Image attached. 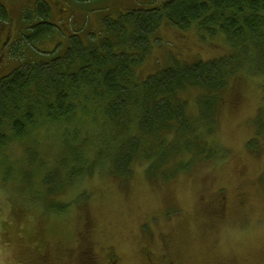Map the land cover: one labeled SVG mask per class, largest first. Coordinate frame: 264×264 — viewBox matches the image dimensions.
<instances>
[{"label":"rangeland","instance_id":"1","mask_svg":"<svg viewBox=\"0 0 264 264\" xmlns=\"http://www.w3.org/2000/svg\"><path fill=\"white\" fill-rule=\"evenodd\" d=\"M18 1L0 0V81L21 66L24 56L12 47L30 25L45 21L36 16L40 9L46 13L49 6L53 32L37 40L34 51L60 48L63 54L75 34H98L105 21L164 5L163 0ZM222 40L203 42L196 28L182 31L165 23L152 37L144 77L177 61L226 55ZM233 80L221 109L214 162L197 163L168 181H149L142 166L126 183L107 173L78 179L75 190L63 196L71 204L62 214L42 201L46 172L33 177L27 193L21 178L10 183L0 178V264H264V76L243 73ZM81 129L82 138L87 131ZM65 133L44 126L34 136L38 143L32 138L29 146L52 163L67 151ZM14 153L27 160L21 148Z\"/></svg>","mask_w":264,"mask_h":264},{"label":"trees","instance_id":"2","mask_svg":"<svg viewBox=\"0 0 264 264\" xmlns=\"http://www.w3.org/2000/svg\"><path fill=\"white\" fill-rule=\"evenodd\" d=\"M162 4L105 21L98 34L74 35L63 54L60 48L34 51L37 40L53 32L49 10H39L45 21L30 25L12 47L24 56L21 66L0 81L3 182L21 178L27 193L33 177L46 172L42 201L62 214L71 204L63 196L81 178L107 173L126 183L142 166L149 181L160 182L214 162L225 92L243 73L264 76V0ZM165 23L196 28L203 42L221 37L229 51L193 64L177 61L144 77L152 37ZM44 126L66 131L67 151L52 163L29 146ZM81 126L87 131L82 138ZM16 147L27 152L26 161L14 156Z\"/></svg>","mask_w":264,"mask_h":264},{"label":"flooded vegetation","instance_id":"3","mask_svg":"<svg viewBox=\"0 0 264 264\" xmlns=\"http://www.w3.org/2000/svg\"><path fill=\"white\" fill-rule=\"evenodd\" d=\"M11 1H12V0H11ZM15 1H16V0H15ZM19 2H20V0L18 1V3H19ZM18 3H17V4H18ZM45 3H47V2H45ZM17 4H16V5H17ZM49 4H50V5H59V4H60V1H59V3H57V2H54V0H53V1L50 2Z\"/></svg>","mask_w":264,"mask_h":264}]
</instances>
